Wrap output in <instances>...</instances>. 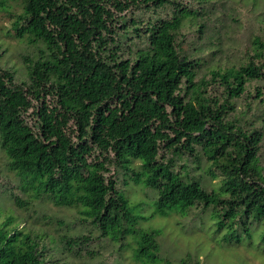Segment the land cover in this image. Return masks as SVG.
<instances>
[{
	"label": "trees",
	"instance_id": "1",
	"mask_svg": "<svg viewBox=\"0 0 264 264\" xmlns=\"http://www.w3.org/2000/svg\"><path fill=\"white\" fill-rule=\"evenodd\" d=\"M222 6L23 0L14 23L17 35L29 34L45 50L37 60L24 58L26 82L15 83L14 73L0 67V150L8 171L23 191L41 189L54 206L75 209L96 240L118 243L135 264H206L197 254L161 256L158 224L171 219H189L181 230L207 244L264 256V6L261 35L249 37L251 53L236 66L198 79L205 63L179 45L185 25L199 40L218 34L224 22L213 12ZM139 10L167 16L143 22L119 15ZM244 96L254 98L250 118L252 105L237 112ZM69 121L72 136L64 130ZM133 187L142 198L132 199ZM10 224H0V264H47L41 239ZM94 241L88 231L59 242L79 258Z\"/></svg>",
	"mask_w": 264,
	"mask_h": 264
},
{
	"label": "rangeland",
	"instance_id": "2",
	"mask_svg": "<svg viewBox=\"0 0 264 264\" xmlns=\"http://www.w3.org/2000/svg\"><path fill=\"white\" fill-rule=\"evenodd\" d=\"M219 1L223 2V6L215 9L213 13L214 17L220 18L224 24L218 30V34L199 40V34L195 32L194 27L185 25L180 31L179 45L182 52L194 58L200 57L205 63L198 72V79L208 78L209 69L219 66L221 68L236 66L247 54L251 53L249 37L261 35L259 31L261 26L257 16L264 6V0H256L254 5L251 0ZM22 5L23 0H0V67L12 71L17 84L27 81L24 58L37 60L41 55L40 51L45 50L44 45L41 42L32 41L29 34H16L14 23L17 16L22 13ZM119 15H122L124 19L131 17L143 22L158 15L167 16L164 11L153 13L147 10L125 11ZM233 18L236 21H232ZM135 45H139V42L136 41ZM198 47L202 49L201 52H196L195 49ZM211 49H217V53L213 56L210 54ZM257 85L256 82H252L248 87L252 97H254ZM253 99L244 96L236 100L237 112H245L248 104L252 105V110L246 116L250 118L251 112L256 109ZM257 112L261 113L262 108L257 107ZM64 130L67 135H73L74 126L70 121ZM260 164L264 175V142L260 150ZM123 178L120 173L119 179ZM21 185L24 186L18 177L8 171L6 157L0 150V224L9 218L11 219L10 230H23L38 236L46 246L47 264H62L63 262L135 264L128 250L121 252L118 250V243L106 238L96 240L97 231L92 229L88 223L81 222V216H78L75 209L56 207L41 189L31 188L23 191ZM130 192L132 199L142 198L137 187H133ZM16 197L22 201L21 206L15 202ZM188 222L189 219L179 221V223L171 219L169 223L160 222L158 224V227L162 228L159 237L161 256H170L178 260L185 254H197L206 264H264V256L262 257L252 249L248 250L243 247L220 249L212 243L207 244L194 234H189V228L185 229L186 231L181 230ZM88 231L95 241L86 246V250L79 258H70L67 252L62 251V245L59 242L62 235H86ZM176 233L183 235H176ZM89 251L94 254L92 256L87 254Z\"/></svg>",
	"mask_w": 264,
	"mask_h": 264
}]
</instances>
